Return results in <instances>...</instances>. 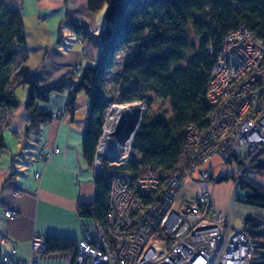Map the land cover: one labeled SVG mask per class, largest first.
Returning a JSON list of instances; mask_svg holds the SVG:
<instances>
[{
  "label": "built area",
  "instance_id": "1",
  "mask_svg": "<svg viewBox=\"0 0 264 264\" xmlns=\"http://www.w3.org/2000/svg\"><path fill=\"white\" fill-rule=\"evenodd\" d=\"M206 99L211 105L208 123L203 128L187 125L183 156L174 172L164 175L148 168L114 174L105 219L84 223L74 249L47 252L46 237L34 233L27 257L11 248L0 254V264H254L253 242L242 218L239 225L232 224V203L225 215L212 202V187L228 161L248 156L236 185L250 161L264 157V41L247 26L240 24L222 38ZM148 105L145 97L108 103L89 164L93 175L106 164L132 159V139ZM69 112H52L48 120L63 121ZM58 152L59 147L46 149L39 142L34 158L45 166ZM213 156L222 162L216 172L209 166ZM41 176L42 171L33 172L34 178ZM187 179L208 187L181 197ZM5 240L1 235L0 242Z\"/></svg>",
  "mask_w": 264,
  "mask_h": 264
},
{
  "label": "trees",
  "instance_id": "2",
  "mask_svg": "<svg viewBox=\"0 0 264 264\" xmlns=\"http://www.w3.org/2000/svg\"><path fill=\"white\" fill-rule=\"evenodd\" d=\"M86 4L91 12L105 9L99 61L86 65L77 80L66 75L58 83L40 87L31 79L25 58L16 62L18 49L26 43L21 0H0V149L5 146L2 127L8 123L4 111L19 103L12 89L13 75L18 71L21 83L28 84L29 89L25 133H37L50 117L52 111L38 102L47 101L51 92L67 87L66 107L70 109L78 92L89 96L82 149L84 158L91 163L102 116L111 101L103 95L105 74L113 67L115 55L126 49L115 86L120 97L115 101L142 97L149 104L156 99L166 101L170 115L159 109L145 116L132 139V159L123 164H106L103 172L94 175V197L79 203L77 213L103 221L114 174L157 168L168 175L177 169L187 125L203 128L208 123L211 105L206 99L207 84L222 38L242 24L264 41V0H86ZM70 24L84 30L83 25ZM234 158L242 164L248 156ZM249 169L264 175V157L255 156L238 178L236 191L243 190V195L237 198L247 206L264 210V185L246 175ZM236 178L237 174L226 172L217 182ZM242 224L253 242L254 264H264V215L248 213ZM46 239L47 252L72 250L76 245V240L69 237L49 235Z\"/></svg>",
  "mask_w": 264,
  "mask_h": 264
},
{
  "label": "crops",
  "instance_id": "3",
  "mask_svg": "<svg viewBox=\"0 0 264 264\" xmlns=\"http://www.w3.org/2000/svg\"><path fill=\"white\" fill-rule=\"evenodd\" d=\"M104 10L89 11L86 0H21L26 43L18 49L16 62L25 58L31 79L40 87L58 83L66 75L77 80L83 68L102 55ZM70 22L83 25L84 30ZM21 79L15 71L12 89L19 103L3 114L8 123L2 127L5 146L0 149V236L6 240L0 242V254L15 248L24 257L25 245L29 246L26 256L30 253L34 233L76 242L81 238L82 225L95 220L79 216L77 206L93 199L95 184L82 149L89 96L78 92L70 109L66 107L67 87L51 92L47 101L38 103L52 112L70 111L65 120L50 119L37 133H25L29 89ZM39 142L46 149L59 147L45 166L34 158ZM36 170L42 171L39 180L33 177ZM207 187L182 190L180 196L191 197ZM6 211L14 214L7 216ZM248 213L264 215V210L251 207Z\"/></svg>",
  "mask_w": 264,
  "mask_h": 264
},
{
  "label": "rangeland",
  "instance_id": "4",
  "mask_svg": "<svg viewBox=\"0 0 264 264\" xmlns=\"http://www.w3.org/2000/svg\"><path fill=\"white\" fill-rule=\"evenodd\" d=\"M127 51L126 49H122L119 53L115 55V62L113 67L111 68L108 73L105 74V90H104V99L113 101L116 98L120 97V93L118 90L115 89V86L118 84V81L120 80V74H121V63L126 55ZM149 96L153 97L152 94H148ZM165 111L166 115H170V108L166 101L161 100H154L152 103L148 105V108L146 109V113L144 114V117H149L152 113L156 112L157 110ZM241 154H244V151H241ZM135 156H137L135 154ZM221 159L218 156H213L209 161V166L212 169V171H218L221 166ZM241 167V164L237 161L236 158L231 159L225 164L224 169L222 170V174L226 172H233L234 174H239V169ZM246 175H248L250 178L255 180L256 182L264 185V175L258 174L253 169H249L246 172ZM207 187L208 184L206 182H200V181H193L190 179H187L183 183L182 190L187 191L192 188L199 190L202 187ZM243 195V190L238 189L236 191V185L234 179H224L221 181L216 182L212 187V202L214 208L222 213L227 214L228 208L230 203H232V210H233V216H232V224L234 226H237L241 223V218H243L248 211L250 210V206H247L239 201L237 197ZM25 252V253H24ZM29 252V246L25 245V251H23V254L26 256Z\"/></svg>",
  "mask_w": 264,
  "mask_h": 264
},
{
  "label": "bare ground",
  "instance_id": "5",
  "mask_svg": "<svg viewBox=\"0 0 264 264\" xmlns=\"http://www.w3.org/2000/svg\"><path fill=\"white\" fill-rule=\"evenodd\" d=\"M108 105V104H107Z\"/></svg>",
  "mask_w": 264,
  "mask_h": 264
}]
</instances>
